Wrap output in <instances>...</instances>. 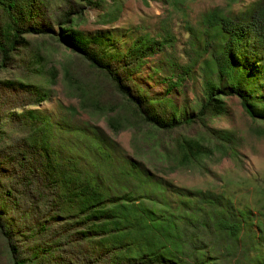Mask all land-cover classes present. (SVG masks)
<instances>
[{"label": "trees", "instance_id": "obj_1", "mask_svg": "<svg viewBox=\"0 0 264 264\" xmlns=\"http://www.w3.org/2000/svg\"><path fill=\"white\" fill-rule=\"evenodd\" d=\"M42 1L0 0V72L28 46L24 35L51 31L37 21ZM82 1L92 7L104 3ZM193 1L170 0L182 18L175 21L179 34L173 38L130 28L120 39L108 30L86 34L64 27L57 41L113 87L134 126L142 122L171 133L200 124L222 142L214 147L185 136L174 142V171L209 172L216 151L237 155L230 132L205 124L225 114L224 97L238 98L250 119L264 125V0L248 6L223 0L228 9H206L192 23ZM111 10L104 16L108 22L119 15L118 6ZM70 16L64 14L62 25ZM154 56L162 60L149 68ZM139 76L161 83L164 94L151 96ZM188 83L194 101L182 110ZM2 84L0 129L4 120L18 133L0 146V236L10 264H264V188L256 210L247 202L236 210L225 183L209 189L173 185L137 162L113 156V146L94 127L56 124L31 109L5 112L11 102L3 89L34 96V105L46 93L37 85ZM110 125L118 130L117 117ZM254 130L264 135V126ZM23 241L29 246L23 248Z\"/></svg>", "mask_w": 264, "mask_h": 264}, {"label": "rangeland", "instance_id": "obj_2", "mask_svg": "<svg viewBox=\"0 0 264 264\" xmlns=\"http://www.w3.org/2000/svg\"><path fill=\"white\" fill-rule=\"evenodd\" d=\"M103 1L101 7L85 5L82 0L42 1L37 21L50 27L51 31L46 35H24L28 46L19 49L8 62V67L0 72V87L3 88L2 82L6 81L37 85L46 93L45 100L34 105V96L22 90L9 93L3 89L2 93L11 102V106L4 111L18 113L22 109H31L56 124L68 122L72 126L94 127L98 136L113 146V156L137 162L150 173L182 188H220L225 183L236 210L242 208L245 202L249 208L256 210L263 201L264 135L256 133L254 128H262L264 125L250 119L238 98L224 97L225 114L205 120L209 128L230 132L237 155L221 156L222 151H216L213 159L208 162L209 172L191 169L174 171V142L179 136L201 139L214 147L223 143L211 139L200 124L191 129H176L171 133H163L142 122L134 126L125 117L127 109L124 101L113 87L102 76L90 74L85 61L57 41L59 28L64 27L86 34L108 30L120 39L130 32V28L138 30L139 34L147 33L151 36L168 33L173 38L174 34H179L175 21H181L182 18L180 14L174 13L170 0ZM255 1L241 0L240 5L248 6ZM240 5H233V10L238 11ZM115 6L119 7L118 18L113 22L106 21L104 16ZM214 7L226 9L228 6L223 0H195L190 4L188 20L194 23L199 14ZM66 12L71 16L69 22L62 25ZM75 12H80V15H73ZM160 60L162 56H154L147 61V65L149 68L150 65L156 66ZM144 76L139 77L151 96H162L165 87L161 83L146 82ZM155 77L158 78L157 75ZM186 88L187 101L184 98L181 100L182 110L189 109L194 101L191 83ZM172 98L179 103L180 98L174 99V93ZM116 117L120 122L118 130L110 125V120ZM2 123L0 146L6 147L18 138V133L9 129L4 120ZM18 242L21 243L20 240ZM28 244L23 241V248L28 247ZM7 252V244L0 236V264H10Z\"/></svg>", "mask_w": 264, "mask_h": 264}]
</instances>
